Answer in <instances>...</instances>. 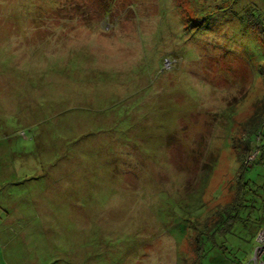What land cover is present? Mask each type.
<instances>
[{"label":"rangeland","instance_id":"obj_1","mask_svg":"<svg viewBox=\"0 0 264 264\" xmlns=\"http://www.w3.org/2000/svg\"><path fill=\"white\" fill-rule=\"evenodd\" d=\"M192 2L0 0V264L192 263L264 97L260 42ZM246 238L200 264H255Z\"/></svg>","mask_w":264,"mask_h":264},{"label":"trees","instance_id":"obj_2","mask_svg":"<svg viewBox=\"0 0 264 264\" xmlns=\"http://www.w3.org/2000/svg\"><path fill=\"white\" fill-rule=\"evenodd\" d=\"M192 3L201 20H190L187 16L195 15L194 8L185 4L187 14L183 16V20L187 21L188 27L201 26L207 20H223L221 18L233 15L260 42L262 50L264 49V0H193ZM188 6L192 12L187 9ZM262 74L264 75V71ZM253 112L244 122V135L249 138L246 142H241L243 148L237 155L238 159L243 160V165L239 168L233 197L223 208H218L212 217H208L209 220L196 223L197 233L193 237L195 255L191 264H200L206 257L209 250L206 248L207 244L219 248L223 254H228L234 236L253 238L264 226V182L257 183L245 176L253 164L264 162V97L254 106ZM256 137L259 138V146L253 150L256 159L247 160L250 150L248 143Z\"/></svg>","mask_w":264,"mask_h":264},{"label":"built area","instance_id":"obj_3","mask_svg":"<svg viewBox=\"0 0 264 264\" xmlns=\"http://www.w3.org/2000/svg\"><path fill=\"white\" fill-rule=\"evenodd\" d=\"M256 240H258V244L254 248L255 255L253 259L255 261V264H264V261L262 259V257L264 256V226L258 232Z\"/></svg>","mask_w":264,"mask_h":264}]
</instances>
